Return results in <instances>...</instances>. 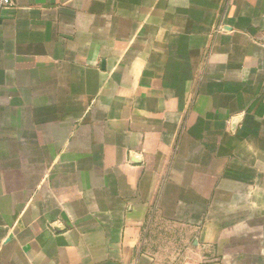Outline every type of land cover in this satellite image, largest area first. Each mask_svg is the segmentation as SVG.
Instances as JSON below:
<instances>
[{
    "label": "crops",
    "instance_id": "obj_1",
    "mask_svg": "<svg viewBox=\"0 0 264 264\" xmlns=\"http://www.w3.org/2000/svg\"><path fill=\"white\" fill-rule=\"evenodd\" d=\"M14 1L0 264H264V0Z\"/></svg>",
    "mask_w": 264,
    "mask_h": 264
},
{
    "label": "built area",
    "instance_id": "obj_2",
    "mask_svg": "<svg viewBox=\"0 0 264 264\" xmlns=\"http://www.w3.org/2000/svg\"><path fill=\"white\" fill-rule=\"evenodd\" d=\"M15 4L14 0H0V9L13 7ZM264 40V39H263Z\"/></svg>",
    "mask_w": 264,
    "mask_h": 264
},
{
    "label": "water",
    "instance_id": "obj_3",
    "mask_svg": "<svg viewBox=\"0 0 264 264\" xmlns=\"http://www.w3.org/2000/svg\"><path fill=\"white\" fill-rule=\"evenodd\" d=\"M235 121H236V120H235ZM235 121H234V122H235ZM235 124H236V122L234 123V125H235Z\"/></svg>",
    "mask_w": 264,
    "mask_h": 264
}]
</instances>
